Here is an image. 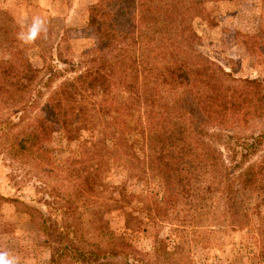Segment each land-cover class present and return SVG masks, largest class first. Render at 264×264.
Segmentation results:
<instances>
[{"label":"trees","instance_id":"1","mask_svg":"<svg viewBox=\"0 0 264 264\" xmlns=\"http://www.w3.org/2000/svg\"><path fill=\"white\" fill-rule=\"evenodd\" d=\"M135 2L134 19L121 0H98L89 8L97 44L82 56L83 70L57 88L53 83L62 74L56 69L48 70L47 83L27 90L21 82L32 70L29 63L17 59L19 54L0 60V148L30 168L27 181L35 180L39 194L51 200H44L47 214L29 209L48 238L49 264H158L167 255L156 235L151 263L118 239L104 216L101 242H89L84 217L105 208L127 229L142 228L144 216L158 235L159 227L173 226L179 249L203 227L246 231L256 236L264 258V155L249 162L261 150L264 133L242 137L222 130L247 127L264 116V82L213 71L187 25L206 16L199 0ZM3 39L0 46L9 37ZM45 90L50 93L42 113L23 125ZM56 131L70 143L81 131L90 139L78 156L57 164L45 146ZM131 135L144 138L143 157L129 143ZM111 160L159 176L162 199L149 197L143 208L132 207L135 196L108 182Z\"/></svg>","mask_w":264,"mask_h":264},{"label":"rangeland","instance_id":"2","mask_svg":"<svg viewBox=\"0 0 264 264\" xmlns=\"http://www.w3.org/2000/svg\"><path fill=\"white\" fill-rule=\"evenodd\" d=\"M121 1L128 18L134 19L135 0ZM199 1L206 10V16L187 25L191 24L197 33V47L209 58L213 71L217 73L221 68L239 81L263 83L264 0ZM97 2L0 0V41L9 37L8 42L0 46V60L19 54L17 59L29 63L32 70L22 80L23 88L32 90L42 80V84L47 83L49 69H56L62 74L53 83L54 88L83 70L80 65L82 56L97 44L96 30L89 26V8ZM49 93L45 90V96L39 100L36 108L28 111V119L23 125L42 113ZM138 117L140 114L137 113ZM222 130L242 137L264 133V116L253 120L247 127H225ZM16 132L11 131L10 135ZM89 139L90 134L81 131L78 139L70 143L61 131H56L45 146L52 152L56 163L61 164L78 156L82 144ZM129 143L134 145L135 153L143 157L146 148L144 138L131 135ZM2 150L0 148V258L6 264H49L53 252L48 246V238L37 229L29 209L47 214L50 210L44 200H51L44 193L39 194L35 180L27 181L25 174L30 168L7 158ZM224 154L228 158V151L225 150ZM262 155L264 143L249 162L258 161ZM107 177L109 183L135 196L133 201L131 199L132 207L143 208L142 202L149 197L162 199L164 184L159 176L138 174L135 169H125L120 162L111 160ZM115 195L119 197L117 193ZM100 211L103 215L94 211L87 212L84 217L87 240L101 242L100 232L103 228L99 221L100 216H104L107 227L116 237L125 239L151 263L156 262L153 254L157 235L167 245V255L162 257L163 260L160 258L158 264H264L256 236L246 231L211 232L210 228L203 227L189 237L191 243L179 249V240L171 225L159 227L158 235V231L153 232L149 228L144 216L142 228L127 229L121 217L111 215L106 208ZM144 228L149 230L145 232ZM163 250L161 247V252ZM180 255L187 256L182 260L184 263L179 262ZM115 264H124V261Z\"/></svg>","mask_w":264,"mask_h":264},{"label":"clouds","instance_id":"3","mask_svg":"<svg viewBox=\"0 0 264 264\" xmlns=\"http://www.w3.org/2000/svg\"><path fill=\"white\" fill-rule=\"evenodd\" d=\"M0 264H6V262H5V261H3V259H2V258H0Z\"/></svg>","mask_w":264,"mask_h":264}]
</instances>
